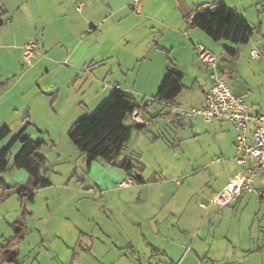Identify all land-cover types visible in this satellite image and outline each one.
<instances>
[{
    "label": "rangeland",
    "instance_id": "obj_1",
    "mask_svg": "<svg viewBox=\"0 0 264 264\" xmlns=\"http://www.w3.org/2000/svg\"><path fill=\"white\" fill-rule=\"evenodd\" d=\"M250 25L255 31L246 44L215 41L199 29L209 40V44L204 45L217 57V67H198L195 55V61L193 56L189 60L194 63L192 69L196 76L211 84V75L216 74L237 95L246 96L256 112H264V58L251 55L254 47L264 48V28L259 32L254 20ZM21 26H18L20 34L24 32ZM39 50L38 42L37 57L31 64L20 63L18 68L12 67L6 59V50L0 55V75L5 74L7 68L12 70L9 76L12 89L0 100V129L4 125L14 128L24 120L39 126L40 129H25V133L34 141L42 142L38 150L45 157L42 175L51 182L35 191L34 200L20 199L15 193L16 187L31 183L32 178L26 169L13 165L21 147V143L16 142L8 157V169L0 173V264H81L82 258H91L83 254L84 249H88L89 239L83 238L81 231L95 230L97 234L98 225L104 224L108 229L113 227L112 231L116 229L113 241L138 240L142 238L141 232L146 231L130 228L129 218L135 215L142 217L147 230L145 235L152 237L148 236L153 224L147 217L150 214L159 222H170L187 231L183 236H179V232L173 234L186 248L172 254L169 264H264V198L253 195L248 203L237 204L233 213L224 211L215 216L212 209L200 207L201 202L207 203L209 196L220 190L228 171L237 168L234 161L237 131L230 121L209 123L197 117L173 123L167 108L158 101H149L159 84H147L149 71L144 69L137 89L132 84L131 90L126 91H133L129 95L140 105L151 104L145 116L149 124L147 122L142 130H133L114 162L99 158L88 164L86 155L74 145L68 132L76 120L91 116L103 102L88 100L77 112H71L73 98L69 101L67 98L70 90L76 83L75 88L79 89L89 76L81 73L72 77L71 71L66 69L47 71L39 66L34 74L27 73L17 85L21 75L34 68L42 57ZM65 65L68 67V63ZM135 72L129 75L132 80ZM34 81L41 94L29 88ZM108 82L104 80L97 89L101 90L104 85L107 88ZM191 82L187 78L185 85L190 87ZM57 89L62 96L55 103L56 97L47 93ZM189 93L184 88L179 97L184 98L183 108L194 105L186 98ZM33 99L36 114L26 117L15 111ZM125 124L133 128L136 125L131 116ZM19 131L10 128V133L0 138V151ZM126 159L132 160L134 172L127 173L120 167ZM127 178H134L136 182L127 188L120 187ZM176 179L181 183L177 184ZM7 249L18 253L16 261L3 260V251ZM181 256L185 258L182 263ZM150 259L143 258L142 262L149 264ZM155 261L153 259L152 264H159ZM136 262L141 264L140 260Z\"/></svg>",
    "mask_w": 264,
    "mask_h": 264
},
{
    "label": "crops",
    "instance_id": "obj_2",
    "mask_svg": "<svg viewBox=\"0 0 264 264\" xmlns=\"http://www.w3.org/2000/svg\"><path fill=\"white\" fill-rule=\"evenodd\" d=\"M219 2L227 4L249 23L256 21L259 32L264 28V0H0V13L5 12V23L0 27V55L6 50L5 57L12 67L18 68L20 63L24 66L23 45L33 38L38 40L42 57L38 58L34 68L21 75L17 85L27 73L34 74L39 66L47 68V71L66 69L68 72L71 71L72 77L86 73L89 77L80 84L79 89L75 88L77 83L73 85L71 95L67 97L68 101L73 98L71 112L74 113L88 100L104 102L115 88L131 94L133 91L126 90H131L132 84L137 89L139 77L144 69L149 71L147 84H159L158 88L171 69L182 72L183 90L186 88L190 91L186 98L194 102L193 107H200L205 103V95L211 84L205 78L195 75L192 69L194 63L189 57L193 55L197 57L196 45L205 47L204 44H209V40L203 36L199 28L190 25L191 21H188L186 16L199 7L214 10ZM19 25H22L20 28L24 30L22 34L19 33ZM65 63H68V67ZM198 65L202 68L199 60ZM7 69L5 74L0 75V100L12 89L9 87L12 70ZM98 70L101 72L95 74ZM134 71L137 72L133 74L132 80L129 75ZM187 78L192 81L190 87L185 85ZM104 80H109L107 88L104 85L101 90L97 89L102 86ZM28 86L41 94L35 81ZM157 90L151 95V99ZM181 94L175 100V104L183 105L184 98L182 101L179 98ZM47 95L55 96V103H58L62 96L60 89L53 90ZM150 105L146 106L144 103L138 109L148 124L149 120L145 116L150 110ZM167 110V115L173 123L182 122V119L172 114L170 109ZM15 111L26 117L33 116L36 114L35 99L20 109L15 108ZM9 126L11 130L34 127L40 129L38 125L32 126L27 120L14 128ZM236 165L237 168L229 170L226 174L225 183L230 172L242 170L241 166L237 163ZM141 193L142 191L138 197L140 200ZM215 194L216 192L209 198ZM253 195L244 194L232 205L221 210L213 209V206L203 210L212 209V216L224 211L233 213L237 204L248 203ZM147 217L150 219L149 223H153L148 231V236L152 237L145 235L147 230L143 227L142 217L134 215L133 218L132 216L129 218L130 228L146 232H141L142 238L125 243L113 241L116 229L112 231L113 227L108 229L104 224L98 225L97 234L95 230L81 231L83 238L89 239L88 249H84L83 254L91 255V258L87 259L82 256L81 264H138L136 259L144 264L143 258L148 257L151 258L149 264H152L153 259L159 264H169L172 254L186 248L175 239L176 236L173 237V234L179 232V236H183L187 231L175 227L170 222H159L151 214ZM196 256L200 260V256L198 254ZM181 259L182 263L185 258L181 256Z\"/></svg>",
    "mask_w": 264,
    "mask_h": 264
},
{
    "label": "trees",
    "instance_id": "obj_3",
    "mask_svg": "<svg viewBox=\"0 0 264 264\" xmlns=\"http://www.w3.org/2000/svg\"><path fill=\"white\" fill-rule=\"evenodd\" d=\"M4 11L0 13V27L5 23ZM192 13V14H191ZM186 16L190 25L201 29L206 35L215 41L226 40L235 44H246L254 34L253 28L248 20L238 12L231 9L224 2L216 4V9L199 7ZM236 54V51H232ZM183 73L171 69L163 78L155 96L149 100L169 101L175 104V100L183 90ZM149 102H146L147 106ZM141 105L137 99L115 88L110 96L97 107L91 116H83L76 120L68 134L74 145L86 155L88 164L93 160L104 159L114 162L121 154L125 144L130 139L134 129H143L145 124L128 127L125 121L134 111L140 109ZM10 133V128L5 125L0 129V138ZM21 143L19 151L15 154L13 165L17 168L26 169L31 175V183L19 185L15 193L22 201H32L35 191L46 187L51 182L42 175L45 165V157L38 153L42 142H36L22 129L5 147L0 151V173L9 167L8 157L16 142ZM125 171L130 172L134 168L131 159H126L121 165ZM5 248V247H2ZM3 260L14 262L17 253L7 249L3 251Z\"/></svg>",
    "mask_w": 264,
    "mask_h": 264
},
{
    "label": "built area",
    "instance_id": "obj_4",
    "mask_svg": "<svg viewBox=\"0 0 264 264\" xmlns=\"http://www.w3.org/2000/svg\"><path fill=\"white\" fill-rule=\"evenodd\" d=\"M201 66L217 67V57L203 45L195 47ZM38 55V41L30 40L23 45V59L28 64ZM254 58H264V48L251 49ZM213 81L205 95V103L200 107L183 108L181 105L169 101L159 102L162 107L170 109L179 119H193L201 117L205 122L230 121L237 137L235 140L234 161L242 170L230 172L223 188L213 195L207 203H200L202 209L213 206L218 210L232 205L244 194L257 195L264 198V113L253 111L246 96L237 95L231 86L222 78L212 73ZM139 124H147L140 111L131 115ZM157 177L162 180L161 176ZM136 182L134 178H127L119 185L130 187ZM176 183L181 181L176 179ZM261 183L262 185H258Z\"/></svg>",
    "mask_w": 264,
    "mask_h": 264
}]
</instances>
